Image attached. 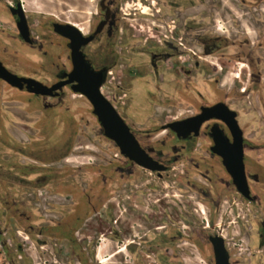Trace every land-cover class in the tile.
<instances>
[{
	"label": "flooded vegetation",
	"instance_id": "flooded-vegetation-1",
	"mask_svg": "<svg viewBox=\"0 0 264 264\" xmlns=\"http://www.w3.org/2000/svg\"><path fill=\"white\" fill-rule=\"evenodd\" d=\"M129 2L134 7L125 12ZM24 3L6 0L5 13L13 21L20 50L38 52L51 76L43 80L13 70L2 57L0 62L20 78L49 88L61 85L50 95H37L27 85L20 89L0 78V85L12 94L8 101L0 93V153L9 154L0 160V183L6 187L0 203L5 216L20 224L25 241L43 248L44 238L61 231L55 239L69 242L80 264H90L92 258L108 264L98 245L104 236L117 248L126 243L112 257L129 248L144 252L153 245L159 250L156 264H173L182 245H193L204 259L208 250V264H217L214 241H221L229 264H264V0H96L86 29L49 18L38 35ZM150 20L152 33L150 27L144 30ZM56 25H70L78 33L69 31L72 37L67 38L56 32ZM76 66L83 80L101 82V96L159 169L130 159L106 135L93 103L75 91L79 82L67 83ZM70 96L88 105L98 125L97 144L76 148L67 141L58 156L48 160L54 151L41 134L55 128L54 112ZM9 103L16 106L10 108ZM174 108L177 116L168 120L166 113ZM206 109L213 111L201 122ZM76 149L91 160L81 163L79 173L92 177L73 179L72 188L56 191L59 176L53 167L77 162L72 159ZM173 171H179L173 176L188 203L185 211L200 219L188 217V232L176 223L183 214L180 206L170 216L165 202L161 204ZM243 173L247 188L240 183ZM146 176L158 182L145 184ZM154 185L164 193L158 206L134 203L139 193L155 196ZM12 187L32 199L9 200ZM43 196L69 200L67 209L79 206L81 215L73 225L69 218L67 225L53 220L37 224L54 208L40 210ZM92 220L102 229L82 228L84 239H78V226L88 227ZM135 225L147 230L144 236L136 234Z\"/></svg>",
	"mask_w": 264,
	"mask_h": 264
},
{
	"label": "rangeland",
	"instance_id": "rangeland-1",
	"mask_svg": "<svg viewBox=\"0 0 264 264\" xmlns=\"http://www.w3.org/2000/svg\"><path fill=\"white\" fill-rule=\"evenodd\" d=\"M30 15L32 24L34 25L35 33L38 35L40 31H44L45 24L49 21V18H54L64 22H70L77 24L79 27L86 29L89 25L90 18L92 14L96 11V0H23ZM55 1V2H54ZM6 0H0V57H2L6 63L13 69L24 74H34L36 77L46 80L51 76V70L49 66L45 67L43 65L45 59L36 51H21L18 42L16 40V31L12 19L8 14L5 13ZM133 4L129 2L124 5L125 12H131L133 9ZM153 8V7H151ZM146 13H153L151 10H144ZM46 16L44 17L43 16ZM152 18V17H151ZM150 31L152 33L153 22L152 20L146 22L144 27L145 31ZM0 93L6 97L9 101L11 93L8 89H5L0 85ZM18 96H24L25 93L19 91L16 92ZM9 98V99H8ZM8 107L14 108L16 105L14 103L7 104ZM165 111V110H164ZM168 114V120H172L177 116V112L174 109L170 110ZM37 114L38 112H34ZM55 128L50 133H44L45 141L48 146L54 151L53 156L48 157L51 160L53 157L58 156V154L64 149L63 145L70 141L73 147L79 148L80 146L91 145L94 147L97 144L98 139V125L93 118L88 105L83 102L82 99L76 96H70L67 98L66 105L63 108L55 111ZM127 122V121H126ZM9 123H11L9 121ZM129 124V122H127ZM105 144L98 147L103 150ZM1 152V149H0ZM3 156H9V154L0 153V160L4 158ZM72 159L77 161L71 164L64 162H58L54 165V170H56L59 176L58 184L55 185L56 191H64L63 189L72 188L69 181H80L82 179H89L92 174L81 175L79 173L78 167L81 163L91 162L89 158H83V153L80 149L73 151ZM24 162H27L24 160ZM13 166V165H12ZM179 171H173L170 178L166 179L167 190L165 192L166 197L161 204L165 202L167 206V215H174V209L176 206H180V210L183 212L182 216L176 220L178 226L184 228L186 232L189 230L185 228L188 225V217H193L194 221L198 222L199 217L191 216L184 209L188 203L185 202V198L182 197L183 192L179 191L181 187L178 183H175L173 174ZM142 182H150L151 184H156L158 180L155 176H146L142 179ZM156 182V183H155ZM163 184V182H161ZM121 185V183H120ZM129 186V185H128ZM125 188L127 191L130 187ZM21 190L18 187H12L7 192L9 200L20 201L23 200L28 202V199H32L26 192H19ZM122 190V187L120 188ZM124 190V189H123ZM153 190L157 192L154 193L155 196H141L139 193L137 198H135V204L143 207L158 206V200L163 198L164 193L160 195L161 186L154 185ZM5 185L0 183V194H5ZM68 193V192H59ZM72 193V192H71ZM126 192H121L125 194ZM129 193V191H128ZM45 194V193H44ZM180 200L183 201V205H180ZM194 201L193 199H189ZM76 201V200H75ZM79 203V202H78ZM67 204H71V201L64 200L61 197H48L43 196L40 200L41 209L44 210L48 205L54 206V208H49L52 213H49L48 218H42L37 220V224L48 223V221H56L60 224L65 223L67 225V220L69 218V223L74 224L75 218L81 215V210L79 206L76 209L68 210ZM32 206V204L30 205ZM177 208V207H176ZM148 210L147 208H144ZM39 215L40 210L35 209ZM177 210V209H176ZM190 210V209H188ZM171 212V213H170ZM41 214V213H40ZM198 216L201 214L198 212ZM54 216L56 219H53ZM203 217V216H202ZM172 220V218H170ZM67 221V222H66ZM168 221V219L166 220ZM134 231H137L138 236H144L143 233L147 232L146 229L138 227L137 225ZM150 228H154L153 224L149 225ZM76 230V237L78 239H84L82 228H92V230L100 231L102 227L96 228L95 220L88 222V227L78 226ZM20 231V236L17 232ZM94 232H89L90 236H95ZM61 234V231H56L52 238L45 239L47 241L46 245L41 248L40 246L34 244L32 241H25L27 237L24 232L20 230V224H17L16 220L9 219V216H5V211L0 203V264H80L72 255V246L67 241H62L55 239ZM90 240H86L89 242ZM101 243V242H100ZM83 245H85L83 243ZM101 246L100 255L103 258H107L108 264H156L154 254H157L159 250L153 245L148 246L144 252L138 250L124 251V255L120 254L118 256L112 257L116 251L125 248L126 243H120L117 248L115 244H112L107 240V236L103 237L102 243L98 244ZM147 253L150 257H146ZM177 256L171 261L173 264H208V258L211 256L208 250H205V258L200 256L193 245H182L178 251H176ZM144 256V259H143ZM93 257V256H92ZM140 259H139V258ZM90 264H97L95 259L92 258ZM104 264H107L104 261Z\"/></svg>",
	"mask_w": 264,
	"mask_h": 264
},
{
	"label": "water",
	"instance_id": "water-1",
	"mask_svg": "<svg viewBox=\"0 0 264 264\" xmlns=\"http://www.w3.org/2000/svg\"><path fill=\"white\" fill-rule=\"evenodd\" d=\"M23 20V19H22ZM21 26V24H20ZM71 32L78 31L70 26H59L56 25V32L67 37L71 38ZM22 34L25 36V32L22 30ZM79 68L76 66L74 72L70 75V81L67 83L73 82V80H77L79 82L78 85L74 86L76 92H80L86 95L89 100L93 103L95 107V113L98 115L99 120L102 122V125L105 129L106 135L111 139L115 140L119 147L122 150V153L128 156L130 159L136 161L138 164L145 166L150 169H159L157 167V163L154 162L146 153L141 149L138 142L136 141L133 134L130 132L129 127L125 124L122 118L117 114V112L112 108V106L101 96L99 88L101 86V82L90 83L89 81L83 80L84 76H80ZM0 78L9 83L13 87H17L23 89L25 85H27V89L37 95H50L57 89L61 87V85H55L51 88L43 85L34 80L20 78L11 72H9L3 64L0 62ZM213 109H206L202 116H200V121L203 122L207 119L210 112ZM205 116V118H203ZM238 183V182H237ZM244 187L247 188L245 175L243 173L241 182ZM239 184V183H238ZM215 252L217 264H229L226 252L222 245V242L214 241Z\"/></svg>",
	"mask_w": 264,
	"mask_h": 264
},
{
	"label": "bare ground",
	"instance_id": "bare-ground-1",
	"mask_svg": "<svg viewBox=\"0 0 264 264\" xmlns=\"http://www.w3.org/2000/svg\"><path fill=\"white\" fill-rule=\"evenodd\" d=\"M55 2V1H54Z\"/></svg>",
	"mask_w": 264,
	"mask_h": 264
}]
</instances>
